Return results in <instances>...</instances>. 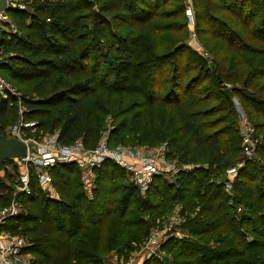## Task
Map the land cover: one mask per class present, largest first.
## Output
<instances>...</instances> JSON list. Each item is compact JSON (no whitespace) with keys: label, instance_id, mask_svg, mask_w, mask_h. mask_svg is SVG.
<instances>
[{"label":"trees","instance_id":"obj_1","mask_svg":"<svg viewBox=\"0 0 264 264\" xmlns=\"http://www.w3.org/2000/svg\"><path fill=\"white\" fill-rule=\"evenodd\" d=\"M22 1L26 11L9 12L17 33L0 36V76L19 92L0 98V135L21 117L35 137L57 131L60 144L90 150L110 124L109 146L164 145L186 167L155 176L144 197L109 161L88 193L74 164L49 168L57 199L31 174L2 226L26 239L29 264L127 260L175 206L183 237L163 241L164 261L142 264H264V0H193L207 57L187 45L184 0ZM14 161L2 163L0 208L14 196Z\"/></svg>","mask_w":264,"mask_h":264},{"label":"built area","instance_id":"obj_2","mask_svg":"<svg viewBox=\"0 0 264 264\" xmlns=\"http://www.w3.org/2000/svg\"><path fill=\"white\" fill-rule=\"evenodd\" d=\"M185 14L190 18L191 0L185 1ZM11 10L26 11V3L22 0H7L6 10L0 12V36L2 32L16 34L17 30L12 24L9 17ZM1 53V51H0ZM4 58H0V65L4 62ZM13 96L18 98L19 94L16 89L0 76V98L7 99ZM18 113L21 116L23 109L18 104ZM34 123H23L20 117L19 122L8 129L9 138L13 137L22 141L26 146V154L23 158L15 159L18 166V175L16 178V187L14 196L10 203L0 208V264H28V257L25 249L28 242L22 236H13L2 230V226L6 220L15 217L20 213V206L17 197L20 194H28L29 178L31 174L36 177V181L42 190L50 191L52 179L49 168L57 165L74 164L81 173L82 182L85 192H89L93 188V170L99 168L105 161H109L123 170L129 182L135 186L140 193H144L153 178L158 175H174V165L166 160L165 147H159L158 156L145 155L139 149H130L123 146L110 148L107 143H99L93 149L87 150L80 140L70 145H63L58 142L57 133L47 136L42 140L37 137H23L25 130L33 131ZM252 128L245 130V138L243 141V155L246 158L251 157L254 147V141L251 138ZM246 134L249 136L246 137ZM241 164V163H240ZM238 167H233L226 171V178H234ZM226 190H230V183L225 181ZM51 195H55L52 194ZM50 196V195H49ZM52 197V196H50ZM57 199V195L53 197ZM165 239L159 238L157 233L152 232L143 244L142 250L147 257H154L159 260L163 259L160 247ZM115 261H117L115 259ZM119 264H135L132 258L118 261Z\"/></svg>","mask_w":264,"mask_h":264},{"label":"rangeland","instance_id":"obj_3","mask_svg":"<svg viewBox=\"0 0 264 264\" xmlns=\"http://www.w3.org/2000/svg\"><path fill=\"white\" fill-rule=\"evenodd\" d=\"M186 0H184V2H185ZM195 11H194V5H193V0H191V11H190V18L188 19V17L186 16V14H185V18H186V20H187V24H188V30H189V35H188V43H187V45L189 46V48H191L193 51H195L197 54H200V55H202L203 57H207V53H206V49L204 48V46L202 45V42H200L199 40H198V38L196 37V34H195V32H194V15H195V13H194ZM12 24H13V22H12ZM1 51V50H0ZM10 55H14V54H10ZM6 56V54H4L2 51H1V53H0V58L2 59V58H4ZM9 56V55H8ZM5 59H7V56H6V58ZM5 61L6 60H4V62L2 63V64H4L5 63ZM1 64V65H2ZM0 65V66H1ZM3 74V76L5 75V73L4 72H2ZM18 94H19V92H18ZM16 124V123H15ZM247 123L245 122V119L244 120H242V121H239V128H240V132H241V134H242V145H243V141H244V138H245V130H246V128H247ZM249 127V126H248ZM9 128H11V127H9ZM9 128H5L4 129V132H5V134L7 135V138H9V132H8V129ZM112 127H111V125L110 124H107V128L105 129V131H103L102 133H101V135H100V138H99V141H98V144L99 143H103V142H105V143H107V140H108V137H109V129H111ZM253 130V129H252ZM55 133H57V131H55L53 134H55ZM253 132H251V134H252ZM53 134H47V135H39V136H37V138H38V140H42L43 138H45V137H47V136H50V135H53ZM35 137V132L34 131H32V130H30V131H28V132H25L24 133V136L23 137H26V138H28V137ZM246 137H248V139L250 140V134H249V136L246 134ZM109 143H107V145H108ZM109 146V145H108ZM118 146H122V145H120L119 143H117L116 144V146H114V147H112V146H109L110 148H115V147H118ZM162 146H164V145H162ZM162 146H160V147H162ZM123 147H125V148H130V149H139V150H141V151H143L144 153H145V155H150V156H158L159 155V151L156 149V147L154 148L153 146L152 147H150V146H147L148 148H145V147H129V146H126V145H123ZM165 151H166V149H165ZM252 155H251V157L253 156L254 157V154H253V151H252V153H251ZM250 157V158H251ZM168 162V163H170V164H172V165H174V174H176L178 171V169H180V171H185V169H186V167L185 166H179V167H177V164H176V160H172V159H168V158H166V160H165V162ZM241 165L242 164H239V166L241 167ZM7 167H9L10 168V165H7ZM8 168V169H9ZM237 169H239V167L237 168ZM174 176V175H173ZM173 176H171L170 174H168V175H165V177L167 178V179H172L173 178ZM3 176H2V174L0 173V179H3L2 178ZM125 179H126V184H129L130 182H129V179L127 178V177H125ZM225 181H228V183H231V181H232V177H229L228 179L226 178V176H225ZM225 190H226V187H225ZM46 191H48V189H45V191H43V192H46ZM227 192H229V190H226ZM51 193L52 194H55V195H57L56 194V192L54 191V189H53V187L51 186L50 187V193L48 194V195H50V196H52V198L53 197H55V195H51ZM140 196L141 197H144L145 196V192L144 193H140ZM58 197V196H57ZM5 206V205H4ZM178 209H179V207L178 206H175V207H173L172 208V211H171V215H166V216H164V220H163V227H164V230L163 231H156L155 230V232L154 233H157V235H158V237L161 239H166V238H168L169 236H172V237H175V238H182L183 237V235H182V233H180V232H177V226H178V224L180 223V219H178L177 218V215H176V213H177V211H178ZM142 248H143V246H141V249H140V251L139 252H137V253H134V254H132V256H130V258L132 257V261L135 263V264H142V261L143 260H145V258L147 257L146 255H145V253H144V251L142 250ZM26 255H27V257H28V264H29V262H30V260L32 259V256L30 255V254H28V253H26ZM115 259H116V257L115 256H113L112 257V264H119V262L118 261H115ZM166 259V256H163V261Z\"/></svg>","mask_w":264,"mask_h":264},{"label":"water","instance_id":"obj_4","mask_svg":"<svg viewBox=\"0 0 264 264\" xmlns=\"http://www.w3.org/2000/svg\"><path fill=\"white\" fill-rule=\"evenodd\" d=\"M7 0H0V12L6 10ZM27 146L20 140L0 135V171L6 160L20 159L26 154Z\"/></svg>","mask_w":264,"mask_h":264}]
</instances>
